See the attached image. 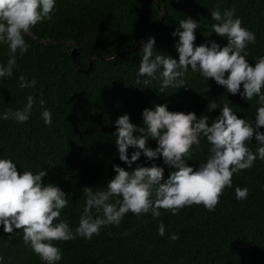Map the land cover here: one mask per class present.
<instances>
[{"label": "trees", "instance_id": "trees-1", "mask_svg": "<svg viewBox=\"0 0 264 264\" xmlns=\"http://www.w3.org/2000/svg\"><path fill=\"white\" fill-rule=\"evenodd\" d=\"M157 1L160 9L151 0H56L52 20L38 24L25 36L29 47L23 55L17 52L12 77L0 78V159H11L21 174L25 170L34 174L46 171L43 183L58 186L67 196L68 206L60 220L73 230L84 212L82 190H104L116 175L114 165L131 172L137 165L151 167L155 163L164 168V180L175 170L162 158L148 161L143 154L132 168L120 161L114 136L119 117L128 115L133 125L143 128L144 109L167 105L171 112L195 113L197 118L208 115L210 126L228 104L238 118L255 124L256 111L262 106L258 97L247 101L239 94L233 96L190 67L184 78L189 88H168L161 93V79L143 83L150 78L139 76V63L141 48L149 37L155 39V53L178 61L179 36L172 33L187 17L200 23L196 46L210 47L213 41L221 48L227 46V38L212 30L218 22L212 20L211 12L223 15L234 9L242 26L256 36L245 49L246 59L254 66L257 58L264 57V0ZM139 42L143 44L135 51L104 60ZM73 46L83 71L92 58L87 74L75 69L68 54ZM9 58L8 43L0 42V65L6 66ZM20 75L27 81L34 79L35 87L21 89ZM30 95L35 102L26 122L3 118L9 108L23 111ZM213 102L217 110L209 111ZM44 109L52 114L51 125H45L41 117ZM260 131L264 133V128ZM255 143L253 139L248 145L253 152ZM149 147L154 150L156 142L150 141ZM210 147L202 136L199 147L193 146L185 158L188 166L204 163ZM134 151L128 149L129 159ZM237 187H247V199L236 198ZM116 199L122 198L110 202ZM160 211L159 217L128 213L118 226L102 227L91 239L77 236L59 242L56 246L62 259L57 264H264V160L259 157L250 169L233 175L232 187L224 190L214 211L202 205L185 207L176 215ZM91 215L95 218L102 212L93 209ZM160 224L165 228L163 236ZM172 235L178 239H171ZM0 256L3 264H44L25 245L22 232L10 238L2 226Z\"/></svg>", "mask_w": 264, "mask_h": 264}, {"label": "clouds", "instance_id": "clouds-1", "mask_svg": "<svg viewBox=\"0 0 264 264\" xmlns=\"http://www.w3.org/2000/svg\"><path fill=\"white\" fill-rule=\"evenodd\" d=\"M55 8L56 0H0V42L8 43L10 51L6 66L0 65V78L12 77L17 52L23 55L29 47L25 36L31 35L38 24L51 21ZM211 18L218 22L212 25L213 32L226 37L227 46L221 48L214 41L210 47L208 44L196 46L195 33L200 23L187 17L172 33L174 37L179 36L178 61L155 53V39L149 37L141 48L139 76L150 78L145 79L144 84L161 79L159 90L163 93L168 88H189L184 78L190 67L192 72L215 81L233 96L239 94L247 101L258 97L262 106L256 111L255 124L238 118L228 104L220 109L221 115L210 126L208 115L197 118L195 113L171 112L167 105L144 109L143 128L133 125L128 115L119 117L115 121L114 136L120 161L132 168L143 154L148 161L162 158L165 165L175 170L164 180V168L155 163L151 167L137 165L131 172L114 165L116 175L104 190L93 191L90 187L82 190L86 203L74 230L60 220L68 199L58 186L43 183L46 171L34 174L25 170L21 174L11 159H0V226L4 233L11 238L18 231L22 232L25 245H29L44 264H57L62 253L56 244L75 240L77 236L91 239L99 235L102 227L118 226L128 213L137 216L151 213L159 217L163 209L176 215L192 205L214 211L224 190L232 187L233 175L250 169L258 157L264 160V133L260 131L264 128V57L257 58L254 66L246 59L245 49L255 42L256 36L242 26L234 9L223 15L214 10ZM19 81L21 89L36 85L34 79L27 81L23 75L19 76ZM137 83L141 81L138 79ZM27 101L23 111L9 108L3 118L26 122L35 102L31 95ZM44 103L41 99L42 108ZM208 109L217 110V104L209 103ZM41 117L45 125H51L49 110L44 109ZM134 132L140 135L134 136ZM202 136L211 145L209 155L198 167L188 166L185 158L191 154L193 146L199 147ZM253 139L257 145L255 152L248 146ZM150 141L157 144L154 150L149 147ZM129 148L135 149L130 159ZM248 194L247 187L235 189L238 200L247 199ZM114 197L122 199L111 203ZM93 209L102 212V216L94 218ZM164 232V225L160 224L159 234L163 236ZM170 238L175 240L178 236ZM3 259L0 256V264Z\"/></svg>", "mask_w": 264, "mask_h": 264}, {"label": "water", "instance_id": "water-1", "mask_svg": "<svg viewBox=\"0 0 264 264\" xmlns=\"http://www.w3.org/2000/svg\"><path fill=\"white\" fill-rule=\"evenodd\" d=\"M155 6L160 9V6H159V3L157 0H151ZM43 42V41H41ZM141 44H143L142 42H139L137 43L133 48L131 49H128L126 51H122V52H119V53H116V54H113V55H110L108 57H106L104 60H110L112 58H115V57H119V56H122L124 54H128V53H131L133 51H135ZM69 57L71 58L72 60V63L75 67V69L79 72V73H84V74H87L90 70V62L92 60V58L89 59V66H88V69L86 71H83L81 69V67L79 66V63H78V51H77V48L75 46L72 47V49L69 51Z\"/></svg>", "mask_w": 264, "mask_h": 264}]
</instances>
